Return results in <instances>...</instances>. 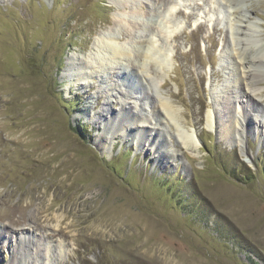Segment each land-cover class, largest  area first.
<instances>
[{"label":"rangeland","instance_id":"obj_1","mask_svg":"<svg viewBox=\"0 0 264 264\" xmlns=\"http://www.w3.org/2000/svg\"><path fill=\"white\" fill-rule=\"evenodd\" d=\"M242 1L0 0V264H264V65L246 85L234 51L263 52L264 0ZM109 32L132 54L80 78Z\"/></svg>","mask_w":264,"mask_h":264},{"label":"bare ground","instance_id":"obj_2","mask_svg":"<svg viewBox=\"0 0 264 264\" xmlns=\"http://www.w3.org/2000/svg\"><path fill=\"white\" fill-rule=\"evenodd\" d=\"M120 1H122V0H110V3L113 6L118 7L120 5V3H121ZM160 1L169 2V0H160ZM226 2L228 3L229 6H233V8H234L233 14H234V16L236 15V17L238 18V20H236V21L237 22L238 21H242L243 20L242 19L243 16H242V12L240 11L241 10L240 9V4L243 1L242 0H226ZM130 15L132 17V21H135L137 17H140L139 16V11H136L135 9L131 10ZM138 19H140V18H138ZM118 24L122 25V21L120 20ZM172 27H173V25L171 26V28ZM175 28L176 27L172 28V30H171L173 32V29H174V32H173L174 34L178 32V30H176ZM119 42L120 41L118 40L117 35L112 33V32L105 33L102 37H99L97 39V41H96V46L99 47V51L102 52V53L97 55V57H95V56L92 57V59L89 60L88 66H90V71H88L87 66L85 67V65H78L77 64L76 69H77L78 76L80 78H83V77L85 78V77L91 75L92 70L94 68L98 67V70L99 69L100 70H104L106 68H110L109 65L118 62L119 58L121 59L123 57H127V56L131 55L132 52L130 50V47L123 46ZM141 46L143 47V50H142L141 54L144 56L146 62H149V61L151 62V61H153V59L157 58L156 57L157 53H158L157 56H159L158 58L161 57L160 63L164 64L166 62V59H167L166 56H165L166 48H161V50H159L160 47L159 48L156 47V45L153 42L152 38H149L148 40L144 41L143 44H141ZM160 46L164 47V45H162V44ZM261 48H262L263 52L260 55H252L251 57H248L249 55L248 56L246 55V47H243V46L239 45L238 47L234 48V51H235V54H236L237 58L240 59L239 66H240V70H241V77L243 79L247 80L246 85H249L248 81L251 82L253 80V77H254L253 74L249 71L251 69V67L255 66L257 61H259L258 62L259 65H264V48L263 47H261ZM247 54H248V52H247ZM158 62H159V60H158ZM143 67L144 66H142V68ZM143 69H144L143 72L144 71H148L147 68H143ZM155 110L157 111V113H159V111H162V114L167 119L169 117L172 118V119H173L174 116L177 117L176 114L178 113L174 109L172 104L167 99H164V98H161L159 100V106ZM208 118H209V123H210L209 126L211 128H213V124H212L213 123V116L211 115V111L208 114ZM130 125H131V123H130ZM130 125L125 126L126 127V131H129V129L131 128ZM143 129H144V125L143 126L139 125L138 128H135V129L131 128L130 130H131V132L133 131L135 133H138V134L140 133V135H142V134H144ZM180 136L182 138V142L187 147H195V148L197 147L196 146L197 142H195V133L192 132L191 130L188 131V130H183L182 129V131H180ZM238 142H239L238 140H235L234 143H233V147H239L240 144H238ZM250 161H251V159H250Z\"/></svg>","mask_w":264,"mask_h":264},{"label":"trees","instance_id":"obj_3","mask_svg":"<svg viewBox=\"0 0 264 264\" xmlns=\"http://www.w3.org/2000/svg\"><path fill=\"white\" fill-rule=\"evenodd\" d=\"M81 126V125H80ZM81 129V128H79ZM84 130H82L81 132H83ZM240 167V168H239ZM239 170L242 168V169H245L244 171L240 172L239 171V177H241L242 179H246V180H252V177H253V174L252 172H250L251 170L249 169V167L247 166V164L243 161V160H239L237 161V164L235 165V167L233 168L232 172L234 173V169L235 170ZM246 171V173H245ZM231 172V173H232ZM244 181V180H243Z\"/></svg>","mask_w":264,"mask_h":264},{"label":"water","instance_id":"obj_4","mask_svg":"<svg viewBox=\"0 0 264 264\" xmlns=\"http://www.w3.org/2000/svg\"><path fill=\"white\" fill-rule=\"evenodd\" d=\"M244 160L247 162L248 158L245 156V159H244ZM244 160H243V161H244ZM245 161H244V162H245ZM246 162H245V163H246Z\"/></svg>","mask_w":264,"mask_h":264}]
</instances>
